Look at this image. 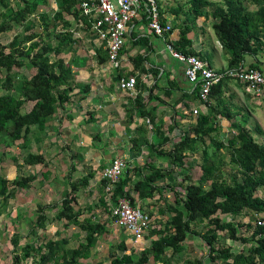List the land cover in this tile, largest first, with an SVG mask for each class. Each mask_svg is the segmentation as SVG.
Segmentation results:
<instances>
[{
  "label": "trees",
  "instance_id": "1",
  "mask_svg": "<svg viewBox=\"0 0 264 264\" xmlns=\"http://www.w3.org/2000/svg\"><path fill=\"white\" fill-rule=\"evenodd\" d=\"M50 1L0 0V144L11 147L22 140L21 155L12 156L19 174L10 180L0 173V213L18 189L29 188L35 180L34 174H25L23 169L45 162L44 155L32 152L30 145L33 139L40 141L48 122L70 100L71 92L78 85L71 66L77 60L80 42L75 31L88 34L94 20L77 9L79 0H52L57 8L51 15ZM189 1L197 14L201 12L200 8H215L213 16L217 21L213 27L231 53L232 67L242 66L246 54L257 56L264 48V0H252L258 5L255 10H248L243 0H227L225 6L209 0ZM68 15L74 19H66ZM10 31L14 32L11 40L3 42V34ZM188 31L189 28L182 30L181 41L176 45L183 52L184 45L189 42ZM68 53L72 54L67 61L65 55ZM99 62H103L101 58ZM27 70L31 72L27 73ZM224 81L213 87L211 95L217 97L219 113L231 121L235 132L231 130V134L222 139L220 130L214 125L216 109L210 107L209 112H200L192 129L175 142L170 151L164 152L183 169V180L179 185L184 196L176 193L175 204L170 206L173 216L164 225L162 223L159 230L153 231L157 238L140 256H119L111 252V264H146L150 257L156 263L174 264L175 255L185 250L192 235L200 236L206 243L213 262L264 264V227L256 224V215L264 216V198L258 195L264 186V143L255 138L245 119V123L234 119L235 112L227 108L224 98H220ZM195 91H199L198 85ZM30 102L33 106L24 111ZM141 102L138 97L135 106L139 107ZM254 128L256 133H264L258 124ZM189 151L200 153L202 174L197 180L192 179L185 167ZM227 151L228 161L224 158ZM20 159L23 163H19ZM227 163L231 164L228 175L224 169ZM170 174L172 171L154 167L150 174L146 173L131 187V178L124 169L114 190L113 203L117 202L118 196H123L135 204L131 195L133 190L141 199L153 197L161 192L155 182ZM92 176L93 173H89L71 182L70 191L59 203L38 204L28 234L23 236L19 231L12 234L11 264H81L82 259L92 255L98 239L109 231L108 224L116 220L111 216L109 202L112 200H106L107 194H102L100 202L104 207L103 215L109 213V218L103 219L94 212L84 216L85 210L94 208L80 205L78 191L89 184ZM106 184L107 180L103 179V189ZM54 208L57 211L50 216L49 211ZM248 210L254 213L252 223L236 220ZM228 217L233 218L226 220ZM61 222L65 229L72 225L80 228L83 237L75 245H70L71 238L61 236L59 230L55 237L40 236V231H46L49 224L57 226ZM203 223L207 224L204 232L193 227ZM25 237L28 240L22 243ZM227 239L247 246L236 252L227 244ZM120 247L126 249L124 243ZM183 264L205 262L202 258H191L185 259Z\"/></svg>",
  "mask_w": 264,
  "mask_h": 264
},
{
  "label": "crops",
  "instance_id": "2",
  "mask_svg": "<svg viewBox=\"0 0 264 264\" xmlns=\"http://www.w3.org/2000/svg\"><path fill=\"white\" fill-rule=\"evenodd\" d=\"M209 1L224 6L227 2ZM243 3L248 10L258 8L252 0H243ZM50 6L53 10L57 8L54 1L50 2ZM159 7L162 22L172 24L171 33L167 34L166 38L157 36L148 25L146 12L141 11L129 23L126 42L117 65L109 60L105 43L95 33L89 31L85 35L75 31L80 42L77 45V60L71 66L78 85L71 92L70 100L59 108L48 122L40 141L33 139L30 150L43 154L45 162L23 169L25 174H34L36 178L29 188L18 189L15 196L23 194L30 201L36 202L31 201V206L27 205V202L13 204L14 197L10 199L4 212L0 213V218L10 219L9 224H12L14 232L19 231L23 235L24 232L16 227H21L17 221L23 220L22 222L28 225L25 228H28L29 232L38 204L52 203L38 201L39 194L49 195L51 199L62 194L63 198L64 194L70 191L71 182L93 173L89 184L82 187L78 194L87 203L86 206L92 205L94 208L92 211L85 210L84 216L94 212L105 219L110 215L109 213L103 215L104 207L100 202L102 194H107L102 187V173L114 158L120 156L126 160L125 172L131 178V187L136 181L143 179L146 173L150 174L154 167L172 171V174L155 182L161 187V192L153 197L141 199L136 190L131 193L135 199L133 205L148 210L152 217L151 226L144 238L135 243L128 230L112 221L108 224L109 231L98 239L92 255L88 259H82V264H111V252L119 256L123 254H133L135 258L140 256L141 252L149 248L152 241L157 238L153 231L159 230L162 223L164 225L173 216L170 206L175 204L176 193L184 196L183 188L179 185L183 180V169L164 152L170 151L173 144L196 124L198 115L193 114L194 109L200 107V112L207 113L210 107H214L218 112L214 125L221 134H229L231 130L235 132L231 121L219 113L217 106L219 101L216 96L210 95V103L207 106L201 105L198 91H195L196 85L187 79L183 64L172 57L166 43L171 41L176 47L181 41L182 30L189 28L186 35L189 42L183 49L185 52L200 56L218 71L255 65L264 74V48L259 50L257 56L246 54L242 66L232 67L231 53L223 45L213 27L217 21L213 16L215 8L203 7L197 14L198 11L196 12L189 0H159ZM52 9L49 8V12ZM50 14L52 15L53 11ZM69 16H66V19L72 21L74 17ZM71 54L65 55L67 61L70 60ZM99 58L103 62H99ZM130 76L137 79L134 92L123 90L119 85L122 77ZM224 80L221 83L220 98H224L227 108L235 112L234 119L237 121L247 117L246 126L251 129L248 124V118H251L255 123L254 127L258 124L264 131L258 115L259 110H264V100H257L246 90L242 82L230 77ZM138 97L142 102L141 106L136 107ZM32 106L33 103L30 102L24 111H29ZM253 133L256 138L258 133ZM21 143L22 140H18L11 147L0 144V173L10 180L19 174L17 166L13 160L10 162V159L12 156L21 155ZM199 154L189 151L188 158L185 159V167L188 168L193 180L199 179L202 174ZM19 163H23V160L20 159ZM193 164H196L194 168ZM197 170L200 173L198 178L194 176ZM109 205H113V200ZM4 227L6 230L9 229V226L4 224L0 226V230L2 231ZM111 237L117 238L118 243L112 244L109 240ZM104 239L106 240L103 241ZM200 239L202 238L198 235L190 236L185 250L175 255L174 264H180L181 257L192 254L191 251L200 248L202 244L208 253L206 257L198 258L204 259L205 264H221L219 260L217 262L211 260L209 247ZM226 242L236 252L244 249L242 245L245 244L240 245L239 242L230 239ZM122 243L126 249L120 247ZM105 246L110 247L108 252L104 249ZM10 248L12 251L13 247ZM12 253H7L11 259ZM186 257L183 259L193 258ZM146 264L162 263H156L153 257H150Z\"/></svg>",
  "mask_w": 264,
  "mask_h": 264
},
{
  "label": "built area",
  "instance_id": "3",
  "mask_svg": "<svg viewBox=\"0 0 264 264\" xmlns=\"http://www.w3.org/2000/svg\"><path fill=\"white\" fill-rule=\"evenodd\" d=\"M77 9L94 18L91 33H95L105 43L109 60L116 65L126 42L129 23L141 11L146 12L148 25L157 36L166 38L173 30L171 23L162 22L159 0H79ZM166 46L172 57L183 64L187 79L199 86L198 98L201 105L207 106L210 103L212 88L225 77L242 82L257 100H264V74L260 70L247 66L218 71L200 56L177 49L171 41ZM136 84L137 79L134 76L122 77L119 81L120 88L130 92L136 90ZM200 110V107L194 109L193 114L199 115ZM126 165V160L118 156L103 170L102 178L107 180V201L113 200L116 184ZM116 199L117 202L111 206V216L116 218L119 226L132 234L135 243L140 242L151 226L150 213L134 206L127 197L118 196ZM256 216V224L264 227V216Z\"/></svg>",
  "mask_w": 264,
  "mask_h": 264
},
{
  "label": "rangeland",
  "instance_id": "4",
  "mask_svg": "<svg viewBox=\"0 0 264 264\" xmlns=\"http://www.w3.org/2000/svg\"><path fill=\"white\" fill-rule=\"evenodd\" d=\"M51 3H52V0L50 1ZM51 6H52V4H51ZM50 6V10L53 8V7H51ZM49 8V7H48ZM53 10V9H52ZM50 13H52V11H50ZM69 16V15H68ZM69 17H72V16H69ZM13 34H14V32H12V31H10V32H8V33H6V34H3V38H2V40H3V42H5V43H8L10 40H11V38H12V36H13ZM19 71V69H17L16 68V71ZM27 73L29 72H31L30 70H27L26 71ZM258 111V110H257ZM258 115H259V119L261 120V124H262V126H263V128H264V110H259L258 111ZM243 119H247V117H245V118H243ZM243 119H241V122H243ZM248 121H249V127H251V129H252V131L253 132H255V128H254V125H255V123H253V119H249L248 118ZM255 122H256V120H255ZM243 123H245V122H243ZM230 134H231V132H230ZM228 137V134H224V135H222L221 136V138L222 139H225V138H227ZM256 139L259 141V142H261V143H264V133L263 134H261V135H256ZM224 158H225V160L226 161H228L229 160V152L227 151V152H225L224 153ZM12 161V159H10V162ZM196 166V164H193V168ZM190 169H191V167H190ZM224 169H225V172H226V174L228 175V174H230V171H231V164H229V163H227V164H225V166H224ZM192 172V171H191ZM200 173H199V170H197V172L194 174V176L196 177V178H198V177H200V175H199ZM258 195H260L261 197H263L264 198V186H262L260 189H259V191H258ZM61 198H62V194H58L57 196H56V198H53V199H51L50 198V196L49 195H46V194H39V198H37V200L38 201H45V202H49V201H51L52 202V204H56V203H59L60 201H61ZM13 200V204H15V203H25V202H27L26 204L27 205H30L31 206V201H34V202H36V200H29L28 198H27V196L26 195H23V194H19V196L18 197H15V200L14 199H12ZM78 200H79V203H80V205L81 206H84V205H86L87 203H85L84 201H83V199H82V197H81V195L79 194V198H78ZM96 204V203H95ZM36 208V207H35ZM100 208H102V207H100ZM35 210V209H34ZM57 211V209H52V210H50L49 211V215L50 216H52L53 214H55V212ZM145 211H147L148 212V210H145ZM34 217H35V215H34ZM233 217H228V218H226V220H230V219H232ZM253 218H254V213L252 212V211H246V213L245 214H243V215H241V216H238L237 218H236V220L237 221H239V222H242V223H245V224H248V223H252V221H253ZM7 218L6 217H4V218H0V226L1 225H7V226H9V229H5V227H4V229L1 231L0 230V257L2 258V264H11L12 263V259H11V257L7 254V253H12V251H11V248H10V246L11 247H13L12 246V244H11V237H12V234L14 233V228H13V226H12V224H9V222H10V219H7V221H5ZM154 220V219H153ZM23 220H21V221H17L18 223H20L19 225L21 226L20 228L18 227V226H16L18 229H20L21 231H22V233H23V235L25 234V233H27L28 232V228L26 229L25 227H27L28 225L24 222H22ZM7 222V223H6ZM9 224V225H8ZM207 224H205V223H203V224H194L193 225V227H195L196 228V230L198 231V232H204L205 231V226H206ZM59 227V228H58ZM56 230H59L60 232H61V236H69L70 238H71V242H70V245H75L77 242H78V240H79V238H81V235H82V232L80 231V228L78 227V226H75V225H72V226H70L69 228H67V229H65L64 228V224L63 223H59L58 225H57V228H56V226H54V225H48V228L46 229V231H40V236H42V237H44V236H46L47 237V239L48 238H51V237H55L56 236ZM225 232L224 231H222L221 232V234H223V235H225L224 234ZM24 236H26V235H24ZM194 237V236H193ZM108 238V237H107ZM28 239L27 238H24L22 241L23 242H25V241H27ZM106 239H104L103 241H105ZM109 240L110 241H112V244L114 243V245L115 244H117L118 242H116V240H117V238H114V237H111V238H109ZM197 240V239H196ZM200 240H202V239H200ZM202 242H203V240H202ZM234 244H237V243H234ZM240 244V243H239ZM241 245V244H240ZM247 245H242V247H246ZM4 247H6V248H4ZM104 249H106L107 250V252L109 251V249H110V247H104ZM10 251V252H9ZM208 250H206L204 247H203V244L200 246V248H196V249H193L191 252H192V254H188V255H184L183 257H185V258H187L186 256H191V257H193V258H198V257H202V258H204V257H206V255H207V252ZM103 252V251H102ZM184 254V253H183ZM182 254V255H183ZM183 257H181V262H180V264H182L183 263V260L185 259H183ZM207 259V258H206ZM82 264V263H81Z\"/></svg>",
  "mask_w": 264,
  "mask_h": 264
},
{
  "label": "bare ground",
  "instance_id": "5",
  "mask_svg": "<svg viewBox=\"0 0 264 264\" xmlns=\"http://www.w3.org/2000/svg\"><path fill=\"white\" fill-rule=\"evenodd\" d=\"M250 67H252V66H250ZM253 68H254V67H253ZM256 69H257V68H256ZM258 70H259V69H258ZM225 78H228V77H225ZM225 78H224V79H225ZM224 79H223V80H224ZM223 80H222V81H223ZM212 89H213V88H212Z\"/></svg>",
  "mask_w": 264,
  "mask_h": 264
}]
</instances>
